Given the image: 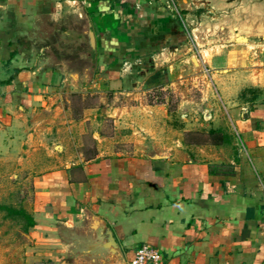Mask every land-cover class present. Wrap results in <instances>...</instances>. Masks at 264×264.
Masks as SVG:
<instances>
[{"label":"crops","instance_id":"obj_1","mask_svg":"<svg viewBox=\"0 0 264 264\" xmlns=\"http://www.w3.org/2000/svg\"><path fill=\"white\" fill-rule=\"evenodd\" d=\"M192 3L0 0V183L9 176L32 186L30 264H130L145 243L167 264H264V51L239 32L220 46L183 42L172 6ZM70 14L91 22L105 87L116 95L77 118L67 95L80 85L28 34L42 18L57 24ZM228 21L241 29V18ZM192 48L206 67L204 96L172 111L168 99L145 97L181 92V79L202 70ZM105 105L109 132L97 113ZM183 106H201L203 116L185 115L184 126ZM202 128H222L232 142H183ZM94 221L119 242L115 263L92 245Z\"/></svg>","mask_w":264,"mask_h":264},{"label":"rangeland","instance_id":"obj_2","mask_svg":"<svg viewBox=\"0 0 264 264\" xmlns=\"http://www.w3.org/2000/svg\"><path fill=\"white\" fill-rule=\"evenodd\" d=\"M250 1L197 0V6L192 3L191 8L187 10L175 9L172 6V10L182 20L186 34L183 42L185 40L192 42L193 39L198 43L200 49L211 45L220 46L225 43V40L231 39L235 33L239 32L244 38L243 41L250 40L245 43H248L251 49L264 51V13L258 8H249L247 3ZM228 2H233L236 6L230 7L227 5ZM230 18H241V29H234L231 21H228ZM86 23L85 20H79L71 14L57 24H53L47 18H42L31 28V32H28L34 47L38 50L42 49L46 55L53 56L55 67H63L61 63H64V67L70 73L69 85H80L81 90L71 91L67 95L71 114L75 113L72 106L73 100L77 101V98H72V93H81L85 96L88 94L96 95L91 101L97 106L101 103V99H105L106 103L116 99V95L105 87V85H110L106 70L98 64V61L92 65L88 58L81 57L84 50L77 41L76 35L84 29ZM187 53L199 58L198 61L201 63L202 70L199 67L197 73L181 79V92L178 90L175 92L171 88L165 90L159 88L147 92L145 97L157 101L168 99L170 106L177 109L179 101L183 98L200 100L204 96L202 87L206 76L203 75V77L202 73L205 74L206 72L205 64L200 62L201 56L196 48L188 50ZM188 63L192 62L189 60ZM78 103L82 102L78 100ZM105 106H101L97 113L102 115L104 119L102 129L109 132L111 120L106 117L108 112L105 111V108H109V106ZM203 110L204 108L201 106L197 108L183 106L177 114L180 115L185 126V115L192 113L203 116ZM32 192L29 180L17 185L12 183L8 176L5 182L0 183V203L24 207V204L32 197ZM5 213V211L0 210V264H30L28 260L30 256L28 236L23 231L22 224L15 219L7 218Z\"/></svg>","mask_w":264,"mask_h":264},{"label":"trees","instance_id":"obj_3","mask_svg":"<svg viewBox=\"0 0 264 264\" xmlns=\"http://www.w3.org/2000/svg\"><path fill=\"white\" fill-rule=\"evenodd\" d=\"M72 98H77V101L73 100V109L74 117H79V113L82 112L84 108L94 106V102L91 101L96 97V95L87 96L81 93H72ZM78 100L82 103H78ZM163 101V100H160ZM173 107L169 106V111H172ZM183 142L185 144H214V145H221L226 143L232 142V137L229 133H227L222 128H212V129H196V130H189L184 133ZM0 210L5 211V216L7 218H12L19 221L22 224V228L24 232H28L30 227H33L36 224V220L34 217L23 207H15L13 205L3 204L0 203Z\"/></svg>","mask_w":264,"mask_h":264},{"label":"water","instance_id":"obj_4","mask_svg":"<svg viewBox=\"0 0 264 264\" xmlns=\"http://www.w3.org/2000/svg\"><path fill=\"white\" fill-rule=\"evenodd\" d=\"M247 4L249 8H258L264 13V0H251ZM76 39L84 50L81 57L88 58L91 64L95 65L97 63V41L90 21L84 25V29L82 31L77 33ZM92 227L93 229L98 230V238L95 239V242L93 241L94 244L92 243V245L95 248L107 252L110 256V260L114 263L118 259L122 258L123 253L120 244L117 241L112 229L106 224L99 223L97 221H94Z\"/></svg>","mask_w":264,"mask_h":264},{"label":"built area","instance_id":"obj_5","mask_svg":"<svg viewBox=\"0 0 264 264\" xmlns=\"http://www.w3.org/2000/svg\"><path fill=\"white\" fill-rule=\"evenodd\" d=\"M130 264H167L159 249L149 244L140 245L134 252Z\"/></svg>","mask_w":264,"mask_h":264}]
</instances>
